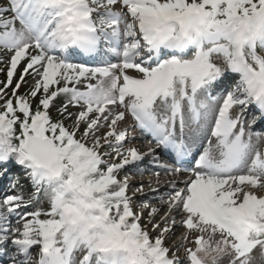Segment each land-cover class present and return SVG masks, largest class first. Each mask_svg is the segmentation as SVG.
<instances>
[{
    "label": "snow or ice",
    "instance_id": "snow-or-ice-1",
    "mask_svg": "<svg viewBox=\"0 0 264 264\" xmlns=\"http://www.w3.org/2000/svg\"><path fill=\"white\" fill-rule=\"evenodd\" d=\"M0 65V264L264 259V0H0Z\"/></svg>",
    "mask_w": 264,
    "mask_h": 264
},
{
    "label": "rangeland",
    "instance_id": "rangeland-1",
    "mask_svg": "<svg viewBox=\"0 0 264 264\" xmlns=\"http://www.w3.org/2000/svg\"><path fill=\"white\" fill-rule=\"evenodd\" d=\"M28 81H29V85H30L31 82H32L30 77L28 78ZM57 103H59V101H57ZM53 115H55V110H53ZM134 134L137 137H139V132L137 130H136V132ZM136 143H137V146H139V147H140V144L139 143H143V146H141V147L145 151L147 150V144H145V143H147V139H145V138L144 139H138L136 141ZM19 174H20L19 169L12 171V175H19ZM169 178L170 177H167V178L163 179V181H161V184L160 185L154 184L153 187H159L160 188V191L163 193L165 191V184H164V182L167 181ZM21 179H23V178L21 177ZM149 179H151V172H149L147 175H144V176H140V175L133 176L132 177V183H133V185H135V184H138L141 180L147 181ZM8 183H9L8 180L0 181V195H2L5 191L8 190ZM4 184H5L6 187H4L3 189H1L2 185H4ZM28 189H29V186L28 185H25V191H24L25 196H27L29 194ZM144 191L149 196L150 202H152L151 201L152 194L151 195L149 194V193H151V190L146 187ZM44 203H46V201ZM44 206L46 207L47 205L44 204ZM157 206H159V204H157ZM182 231H183V229L182 230L179 229L177 234H179V232H182ZM174 239H175V237H173V239H170L168 241L169 246H171V244H172V242H173ZM254 256H255V259H254L253 264H263V260L264 259H261L260 255H259V252L254 253Z\"/></svg>",
    "mask_w": 264,
    "mask_h": 264
},
{
    "label": "bare ground",
    "instance_id": "bare-ground-1",
    "mask_svg": "<svg viewBox=\"0 0 264 264\" xmlns=\"http://www.w3.org/2000/svg\"><path fill=\"white\" fill-rule=\"evenodd\" d=\"M140 144V147L141 146H143V143H139ZM167 177H169V176H167V175H165L164 173H162L161 174V177H160V179H161V181H163V179H165V178H167ZM154 185V184H153ZM146 188V187H145ZM150 195H151V193H149ZM140 197L139 196H137V198H136V204L138 205L139 203H140ZM44 204H46V203H44ZM160 206V205H159ZM180 230H182V229H180ZM173 239V238H172Z\"/></svg>",
    "mask_w": 264,
    "mask_h": 264
},
{
    "label": "trees",
    "instance_id": "trees-1",
    "mask_svg": "<svg viewBox=\"0 0 264 264\" xmlns=\"http://www.w3.org/2000/svg\"><path fill=\"white\" fill-rule=\"evenodd\" d=\"M3 79H4V75H3V73H0V80H3Z\"/></svg>",
    "mask_w": 264,
    "mask_h": 264
}]
</instances>
